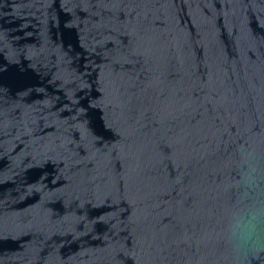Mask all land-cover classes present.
Masks as SVG:
<instances>
[{
    "label": "water",
    "instance_id": "obj_1",
    "mask_svg": "<svg viewBox=\"0 0 264 264\" xmlns=\"http://www.w3.org/2000/svg\"><path fill=\"white\" fill-rule=\"evenodd\" d=\"M0 264H264V0H0Z\"/></svg>",
    "mask_w": 264,
    "mask_h": 264
}]
</instances>
